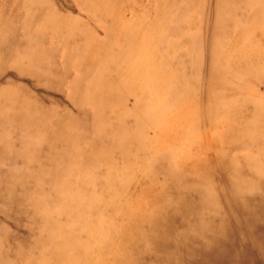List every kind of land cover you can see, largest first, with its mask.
Masks as SVG:
<instances>
[{
  "label": "bare ground",
  "instance_id": "bare-ground-1",
  "mask_svg": "<svg viewBox=\"0 0 264 264\" xmlns=\"http://www.w3.org/2000/svg\"><path fill=\"white\" fill-rule=\"evenodd\" d=\"M73 2L101 26V37L76 17L64 15L63 8L69 6L62 0H0V79L4 83L0 85V174L3 176L0 183L5 185L0 188V207L6 205L31 222L38 216L44 227L47 225L50 243L56 240L54 232L63 231L60 236L67 235L64 242L56 244L53 250L46 242L44 248V252L56 255L57 264H136L138 260L131 254L138 252L145 253L146 264H264V182L241 177L239 163L230 154L264 146V134L258 128L264 119V99L256 96L251 98L256 105L243 101L242 107L227 110L226 115L234 121L235 135L226 150L220 149L205 163L192 167L171 157L170 168L161 173L166 175L173 169L179 172L178 177L172 181L150 179L149 185L160 182L153 202L145 206L146 210L131 215L128 221L122 220L126 212L125 205L117 204L115 177L121 173L117 167L133 166L134 160L142 158L139 153L151 150L148 142L141 144L147 137L143 132L147 119L144 99L139 97L130 108L126 101L129 96L148 92L150 86L145 81L151 73L159 74V80L151 87L161 95V103H172L173 97L187 91L190 63L199 53H195L196 59L191 51L179 53L171 39L181 36L183 15L191 7V0ZM242 2H214L211 39L217 33L220 37L210 47L213 52L206 62L207 79L203 88L206 99L218 104H224L222 100L240 74L255 76L257 81L264 79V52L258 46L239 47L234 52L220 46V41L228 36L229 26L235 27L239 21L251 20L264 12V0L257 2L252 15L236 11ZM220 15L223 21L217 20ZM242 33L240 30L234 35L235 47ZM193 37L183 38L182 44L191 46L196 38ZM6 67L12 72L3 76ZM51 77H58L59 81L55 83ZM18 80L22 84L16 83ZM229 80L231 83L226 82ZM52 88L61 94L49 95ZM62 98L73 108L91 107L89 139L85 132L77 135L75 130L67 128L64 112L56 110ZM193 98L190 92L186 99L190 109ZM157 101L153 100L152 104ZM192 105L195 112H203L202 121L208 123L218 109L197 100ZM133 126L139 127L140 137L131 150ZM101 131L108 137L99 136ZM35 139L38 141L30 152L27 148ZM212 148L215 146L208 149ZM157 149L162 151L166 147ZM240 158L241 165L249 167L254 176L264 173V160L255 155ZM126 159L131 160L122 163ZM7 166L10 171L4 169ZM75 169L89 173L94 186L88 187V180L80 179L79 190L66 189L70 180L65 179L64 191L45 194L41 189L44 196H29L27 207L20 203L19 195L10 194V187L16 181L9 176L10 172L22 176L28 172L34 176ZM105 175L108 177L104 178ZM185 183L191 186L188 193L178 187ZM204 186L207 188L202 192ZM170 187L175 190L170 191ZM89 191L92 194L84 203L80 197ZM49 194L62 205L69 203L63 205V214L72 210L85 212L82 205L91 207L88 210L95 209L101 216L110 212L106 226L101 221L86 222L81 225L84 235H76L74 228L63 230L58 224L56 228V219L49 208L37 209L39 204H46ZM150 205L156 207L153 214L147 212ZM114 219L120 221L118 230L122 232V237L115 241L110 237ZM240 235L243 240L237 243L235 240ZM18 243L16 237H7L0 231V264H14L22 258L15 248L20 246ZM110 248H117L113 257ZM30 264L37 262L32 260Z\"/></svg>",
  "mask_w": 264,
  "mask_h": 264
},
{
  "label": "rangeland",
  "instance_id": "rangeland-1",
  "mask_svg": "<svg viewBox=\"0 0 264 264\" xmlns=\"http://www.w3.org/2000/svg\"><path fill=\"white\" fill-rule=\"evenodd\" d=\"M67 6H70V2L74 4L73 0H62ZM146 2V1H144ZM214 2L215 0H191V7L187 9V11L183 15L184 19V27L181 30V36H175L171 39V42L177 44V51L179 53L185 51H191L192 55L196 59V54H198V58L196 60H192L190 63L191 68V79H187V83L185 86L186 92H181L177 94L172 99V103L163 104L161 103V95L154 91L151 87L153 83L159 80L158 73H151L149 79L145 81L149 84L148 92L142 94L141 96H129L126 101V106L130 108L133 103L139 99V97L144 99V105H146V115L147 119L145 121L146 127L144 129V135L147 136L143 141L148 142V145H151V150L145 151L144 153H139L142 155L140 159L134 160L135 165L133 166H125V167H117V170L121 171V173L115 178L118 180L116 183V189L118 193V206H123L126 212L123 216L122 220L128 221L131 215L138 214L141 210H146V205L151 204L153 202V196L155 193V188L159 187L160 182L153 185H149V180H174L178 177L179 172L177 170H171L166 175H163L164 169H169L171 166V157L176 159L182 164L190 165L191 167L195 164H202L219 152L220 149L226 150L227 144L229 141L234 139L235 132L233 131V123L232 119H230L226 114L229 108H235L237 106H241L244 104L256 105L254 101L251 100L253 97H262L264 99V79L257 81L255 76L250 74H240L238 79L233 81V85L230 87L228 96H225V99L222 100L224 104H218L213 100H208L205 97V82L207 79V63L212 55L213 45H216L218 38L220 37V33L214 34L211 39V26L212 21H214ZM256 4L253 6V4ZM257 2H261V0H243L242 4L236 8L238 12H247L250 15L254 14L256 11ZM75 5V4H74ZM247 10V11H246ZM264 10V5H263ZM248 14V15H249ZM221 16V15H220ZM218 16V21H223V16ZM91 20V19H90ZM234 21V20H233ZM232 21V22H233ZM195 23V26H193ZM233 25V24H232ZM237 25V26H236ZM233 26H229V29L226 31L228 34L226 40L220 41V46L223 50L231 49L238 51L239 47L246 46H257L264 52V12H260V14H256L255 17L251 20L239 21L237 24ZM90 28L93 26H89ZM94 31H99L97 28L93 27ZM240 30L243 31L241 38L239 39L236 47L234 44V35L238 33ZM219 34V35H218ZM195 35V36H194ZM215 35L217 38L215 39ZM102 34L99 36L101 37ZM196 37L194 43L192 42L191 46H184L182 44L183 38H192ZM193 37V38H194ZM261 37V38H260ZM160 38V37H159ZM189 47V48H188ZM157 50L160 49V42L158 41L156 44ZM212 51V52H211ZM196 53V54H195ZM161 64H159L160 67ZM12 72V69L9 67L5 68V75ZM234 73V72H233ZM4 78V77H3ZM53 82L59 81L58 77H51ZM23 81L18 80L16 83L22 84ZM227 83H231V80L226 81ZM0 85H4L2 80L0 79ZM243 85V87H239ZM245 87V88H244ZM228 88V85H227ZM52 88L51 90H53ZM184 89V88H183ZM184 89V90H185ZM191 89V90H190ZM50 90V91H51ZM40 91V90H38ZM51 96H58L61 93L57 92L55 88L51 91ZM55 92V93H54ZM191 92V96L194 98L191 101V109L186 102V99L189 98ZM41 93V92H39ZM186 98H185V97ZM184 98V100H183ZM157 99L158 101L155 105L152 104V101ZM196 100L202 105H210L212 107L218 108L211 119L210 123L204 122L203 120V112H195L193 110V103L195 105ZM229 101V103H227ZM260 102L259 104H261ZM264 103V102H263ZM262 105L264 106V104ZM221 105V106H220ZM151 107V108H150ZM220 107V108H219ZM161 108H164L163 110ZM223 109V110H221ZM57 111L64 112L66 118L64 120L67 128L75 130V134L77 135L85 132V136L89 139L92 134L89 131V125L91 124V107L90 106H81L80 108H73L69 105L68 101L64 98L61 100V106L56 108ZM149 110V111H148ZM191 110V111H190ZM153 112V113H152ZM231 112V111H230ZM236 112H232L237 113ZM139 116V115H138ZM137 116V118H138ZM152 116V118H150ZM232 117V115H231ZM136 119V118H135ZM139 127L133 126L134 133L130 137L132 140L131 150L135 149L138 139L140 137L138 135ZM259 131L264 134V119L261 120L259 124ZM173 130H175L173 132ZM108 134L105 132H100L99 136L103 138H107ZM134 135V136H133ZM151 137V138H150ZM157 137V138H156ZM149 138V139H148ZM135 140V143H134ZM137 140V141H136ZM38 139H35L31 142L30 146H28V150L31 152L33 145H36ZM134 143V145H133ZM215 146L209 150L211 146ZM84 147L83 144L80 146ZM166 147V149L159 150L157 148ZM169 153L167 157H164ZM231 156L235 158V162L239 163V168L241 170L240 176L243 178L253 177L259 179L264 182V173L256 174L252 173L250 168H244L242 166V160L240 156L242 155H255L257 159L264 160V146H260L258 150L255 149H244L240 152H230ZM129 160H123L122 163L130 162ZM241 162V163H240ZM121 163V164H122ZM242 164V165H241ZM119 166V165H118ZM8 170L9 167L4 168ZM78 169L73 170V172H45L43 175L35 174L34 176L31 174L25 173L23 176L20 174H13L10 172L9 176H12L15 179V183H13L12 187H10L11 195H19L20 203H24V206L27 207L28 197L30 196H40L42 195V191L45 194H48L55 190L64 191V183L65 179L70 180L69 183H66L65 188L72 190H79L80 183L78 180L85 179L88 180V187H93V179L89 175V173H84V171H77ZM10 171V169H9ZM59 174V175H58ZM254 174V175H253ZM1 178H3L2 174H0ZM57 176V177H56ZM260 176V177H259ZM108 176H104L107 178ZM56 179V180H55ZM92 179V180H91ZM3 180V179H2ZM170 181V182H171ZM29 183L31 185H29ZM213 183V184H212ZM210 183L211 185H215L214 182ZM159 185V186H158ZM3 186V187H2ZM4 184L0 183V188H4ZM182 192H190L191 186L189 184H181L178 186ZM202 192L206 191L205 189ZM28 188V189H27ZM35 188V191H29V189ZM171 188V187H170ZM54 189V190H53ZM172 189L170 191H174ZM208 190V189H207ZM80 197L84 203L88 200V197L92 194L91 191ZM46 195V204H39L37 209H47L50 210L53 214V217L56 219V228L57 224L60 229H68L74 228L76 230V235H84V231L81 227L82 224L86 222H91L92 224L96 223V221H101L103 226H106L108 221V216L110 212L103 213L102 216L98 211L92 208V210H88L91 207L83 206L84 211L86 212H68L63 214V205L66 206L69 203L64 202L63 205L61 201L54 196V198ZM44 196V195H42ZM7 199V198H4ZM39 200V199H38ZM102 199V201H104ZM30 201V200H29ZM45 201V197H44ZM71 204L75 203L74 201ZM44 203V202H43ZM26 204V205H25ZM44 208V209H43ZM156 207H152L150 205L147 209V212L150 214L154 213ZM123 210V209H122ZM123 212V211H120ZM102 217V219H100ZM105 220V222H104ZM85 221V222H84ZM120 221L113 220L112 230L110 232V237L112 240H118L122 237V232L118 230ZM111 227V225H110ZM42 228V229H41ZM116 228V230H115ZM34 229V230H33ZM47 225L44 227V223L40 222L39 217H36L35 222H31L26 219L25 216H22L17 211L11 210L6 205H1L0 207V231L4 232L6 236L16 237L19 241V245H17V255L22 258H18L15 260L14 264H30L32 260L37 262V264H57L56 255L53 256L50 252H44L45 243L48 242L50 244L49 249H54L56 244L60 242H64V239L67 235L60 236L62 232H54L56 236V240L50 243L48 238V233L46 231ZM45 230V231H44ZM43 233V235H42ZM58 237V238H57ZM109 237V238H110ZM24 240V241H23ZM243 236H237L236 242H242ZM23 241V242H22ZM136 241V240H135ZM137 243V242H136ZM8 244L4 246H7ZM47 245V244H46ZM117 248H110L109 251L113 254L110 257L116 255ZM137 254L133 255V257L137 258L138 262L136 264H146L143 259V255ZM171 256V255H169ZM131 257V256H130ZM151 262V261H150ZM11 264V263H9Z\"/></svg>",
  "mask_w": 264,
  "mask_h": 264
},
{
  "label": "crops",
  "instance_id": "crops-1",
  "mask_svg": "<svg viewBox=\"0 0 264 264\" xmlns=\"http://www.w3.org/2000/svg\"><path fill=\"white\" fill-rule=\"evenodd\" d=\"M62 13L67 17H76V19L80 20L84 24V26H93L94 28H97L99 31H101V26L93 19L92 21L90 20V15H88L89 13H86L85 11L83 12V10L79 9L76 5L71 2L69 8H63ZM98 35H101L100 32Z\"/></svg>",
  "mask_w": 264,
  "mask_h": 264
}]
</instances>
